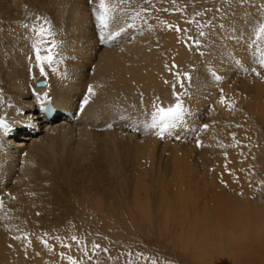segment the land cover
<instances>
[{
	"label": "bare ground",
	"instance_id": "obj_1",
	"mask_svg": "<svg viewBox=\"0 0 264 264\" xmlns=\"http://www.w3.org/2000/svg\"><path fill=\"white\" fill-rule=\"evenodd\" d=\"M217 1L110 0L108 31L125 32L103 48L98 0H0V118L12 132L0 150L8 191L0 200V264H70L67 257L89 264L77 237L89 226L117 232L123 221L157 229L162 252L183 261L187 252L197 264L222 254L248 264L264 258V196L252 195L238 168L250 147L264 169V14L237 3L240 11L226 8L213 31L205 13ZM37 15L60 42L45 84L23 27ZM89 85L95 94L87 93L84 126L44 125L32 114L35 93L70 105ZM174 91L185 118L161 138L145 123L154 102H177Z\"/></svg>",
	"mask_w": 264,
	"mask_h": 264
},
{
	"label": "rangeland",
	"instance_id": "obj_2",
	"mask_svg": "<svg viewBox=\"0 0 264 264\" xmlns=\"http://www.w3.org/2000/svg\"><path fill=\"white\" fill-rule=\"evenodd\" d=\"M246 1L247 0H218L217 5L215 7H209L208 12L205 13L206 17L211 16L209 19H211L212 22L209 23V28L212 27V30H213V27H214L213 31H215V26H214L215 20L217 18H220L223 15H225L226 14V8H229V7L230 8H229L228 12L232 13V14L238 13L240 11L237 9V7H239V8L243 7L246 12H250V13L263 11V14H264V0H248V5L246 4L247 3ZM249 1H251L250 3L254 7L249 6V5H251L249 3ZM237 3H240V4L242 3L241 7L239 6L240 4H237ZM236 4L238 5L237 7H236ZM243 4L244 5L246 4V5L244 6ZM233 11H235V12H233ZM228 12H227V14H228ZM209 13H210V15H209ZM216 14H218V15H216ZM207 29H208V27H207ZM216 33H218V31H216L215 33L213 32L214 35ZM207 120H208V118L205 117L203 122L204 121L207 122ZM213 130L215 133H212V134L217 135L218 133L216 132V128H214ZM239 133H242V132L236 131L237 135H239ZM245 133H247V132H245ZM249 137L252 139H256L257 135L250 133V134H248V138ZM246 149L248 150V154L246 155L245 159H246L248 164L245 166L242 165L241 167H238L239 170L241 171V172H239V179L244 178L247 180L250 187L253 188L252 189V191H253L252 195L253 196H256V195L257 196H264V189H263V187H264V177H263L264 176V172H263L264 169H263V166L261 165V163L259 162L260 158L263 159V156L261 154H258L259 152H255L254 150H252L250 147H248ZM246 149H244V150H246ZM223 153L225 156V151H223ZM251 162H253V164ZM256 164H258V166L255 167ZM251 166L255 169V170L253 169L254 171L252 170ZM258 168H260L261 170ZM262 169H263V171H262ZM260 179H262V180H260ZM262 203L264 205V200ZM126 217L129 219L128 216H126ZM121 224H122V226H121ZM121 224L119 225V229L117 232H116L117 228L115 230H114V228H112L113 229L112 230V229H108L105 227L104 229L101 228V230H97L98 229L97 227L89 226L85 230V233H83L81 235L83 237H80V236L77 237V240L79 241L78 243H80L82 249L86 250L88 252V253L87 252L86 253L89 254V259L91 261V262L89 261L90 262L89 264H151V263L152 264H161V263L162 264H168L169 262H170V264H172V263H174V264H192L194 261H196L193 257H192L193 260L191 259L190 256H192V255L189 252H187L188 256L186 257L187 260H185V261H183L177 254H174L169 250H165L166 252H162L160 244L158 243L157 236H154L155 234L157 235V233H155V231L157 229L154 230L153 234L151 233V231H149V234H148L139 225V223H137L138 224L137 229H136L137 224L132 225V223H131V225H129L130 221H128V223L123 221ZM125 224H127L126 228H124ZM132 227H134V228H132ZM127 228H129V230ZM139 228L140 229L142 228V229L140 230ZM102 230L103 231L105 230L106 232L104 231V234H103ZM107 230H108L109 234L107 233ZM111 232L117 233V234H113ZM133 232H135V235ZM110 233H111V235H110ZM120 233H122V234H120ZM106 234H108L107 235L108 237L114 236L113 239L110 238L112 241H114V243L110 239L107 238ZM118 234H120V235H118ZM150 234H152V235H150ZM98 235H100V237ZM115 235L118 236V238ZM133 236H134V238H133ZM105 237H106V239H105ZM136 238L139 239V241H137ZM151 238H153L154 240ZM133 239H134V241H133ZM108 241H110V242L108 243ZM105 242H107L108 244ZM151 243H153V244H151ZM95 244L100 246L99 250L95 249L93 247ZM118 244H120V245H118ZM85 246H87V247H85ZM104 249H107L108 251L105 252V251H103ZM137 254H141V255H137ZM147 255H148V257H147ZM166 256L169 258H167ZM262 257H264V254L262 255ZM250 260L251 261L249 262V264H264V261H263L264 258L263 259H250ZM151 261H153V262H151ZM209 261L211 262V260H209ZM209 261L207 262V264H211V263H213V264H245V263H247L248 264V262H246V259L240 258L239 261L237 262L235 260V258L232 257V255H228V254L216 255L215 257L212 258L211 263ZM193 264H197V263H193ZM200 264H201V262H200ZM202 264H203V262H202Z\"/></svg>",
	"mask_w": 264,
	"mask_h": 264
},
{
	"label": "snow or ice",
	"instance_id": "obj_3",
	"mask_svg": "<svg viewBox=\"0 0 264 264\" xmlns=\"http://www.w3.org/2000/svg\"><path fill=\"white\" fill-rule=\"evenodd\" d=\"M89 3H93V0H89ZM113 7L110 3V0H98V6L93 8L94 16L98 24L99 28V39L101 43L111 42L117 39L121 35V33L125 32V28L120 27L118 31H108L109 23L113 19ZM23 27L28 29L32 35L30 37V46L34 53V62L33 66L39 69L40 77L45 79L40 80V84L46 83V77L48 73L46 72V67L50 69L53 73L56 72L55 65L59 62L58 57L60 53L58 51L60 47V42L54 39V33L52 31L51 22L47 20L46 17H42L37 15L36 20L32 24H24ZM132 27V25H129ZM179 30V29H177ZM260 32L264 33V24L260 27ZM199 44V41L196 42ZM31 60L32 58L29 57ZM261 64H264V60H261ZM31 71V69H30ZM255 71V69H252ZM259 75V73H257ZM35 78V77H33ZM185 79H190L189 74H184ZM177 83H181V87L183 86L182 82L178 78ZM176 84L173 85L175 89ZM2 91V90H0ZM88 93L94 95L92 85L88 86ZM177 97V102L168 107L161 106L158 102L153 103V111L150 114V119H147L145 123V127L148 129H155L156 135L163 138L165 133L168 135L173 134V129L177 128L179 123L184 120V112L185 108L183 106V102L180 99V94L174 91L173 93ZM37 98L39 96L37 95ZM159 101V98H157ZM223 102V97H222ZM84 103H87V99H85ZM204 129L208 128V125L202 126ZM0 128L5 129L7 131L9 129V125L2 118H0ZM18 131H23L26 129H17ZM176 139H180L179 136H175ZM198 146L200 142L197 141ZM2 203V202H0ZM73 240L76 237H72ZM95 249H99V245L93 246ZM103 251L107 252V249ZM141 255V254H137ZM70 261V264H79V261L74 260L72 257H67Z\"/></svg>",
	"mask_w": 264,
	"mask_h": 264
}]
</instances>
